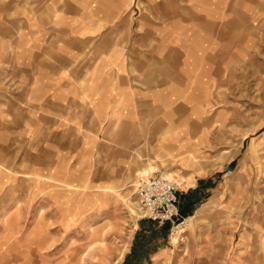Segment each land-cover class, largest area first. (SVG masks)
<instances>
[{"label":"rangeland","instance_id":"1","mask_svg":"<svg viewBox=\"0 0 264 264\" xmlns=\"http://www.w3.org/2000/svg\"><path fill=\"white\" fill-rule=\"evenodd\" d=\"M8 1L0 0V8ZM184 1H176L181 13ZM17 2L11 11L24 7ZM225 3L229 22L219 26L231 30V44L203 60L212 85L205 96L186 99L192 108L177 116L184 128L167 132L174 138L144 131L121 141L113 133L91 135L90 121L81 120L73 138L0 140V264H264V0ZM130 12L139 14L136 2ZM6 55L0 73L14 71ZM0 77V92H11L4 88L16 81L12 74ZM72 142L77 151L67 165L78 164L82 183L41 177L47 188L35 191L33 173L47 176L56 166L47 145L56 150ZM188 176L203 183L194 208L210 204L180 235L170 233L168 223L161 234L141 218L137 187L149 178L177 184ZM178 185L181 204L179 194L190 189ZM65 193L77 197V216H60ZM15 200L19 207L11 210ZM17 210L19 218L6 222L4 213Z\"/></svg>","mask_w":264,"mask_h":264},{"label":"crops","instance_id":"2","mask_svg":"<svg viewBox=\"0 0 264 264\" xmlns=\"http://www.w3.org/2000/svg\"><path fill=\"white\" fill-rule=\"evenodd\" d=\"M15 1L0 8V59L8 53L14 60V71L3 68L0 76L12 74L16 80L4 88L11 92H0V140L73 138L81 120L90 121L91 135L113 133L121 141L122 135L144 131L163 132L165 141L174 138L167 132L184 128L186 122L177 116L192 108L186 99L205 96L212 85L211 68L203 60L216 59L215 50L231 44V30L219 26L229 22L225 0H186L182 13L177 0H20L24 7L11 11ZM135 2L140 9L136 17L130 12ZM160 114L155 124L149 123V117ZM50 144L47 152L56 166L47 176L33 173L32 188L44 191L41 177L80 185L78 164L67 165L76 144L59 143L56 150ZM176 179L180 188L190 189L179 194L182 215L190 217L196 209L190 217L195 221L210 204L194 208L203 183L191 176ZM65 196L59 200L60 216H77V197ZM18 210L4 213L6 222L16 221ZM144 222L161 234L168 232V224ZM186 233L188 239L190 228Z\"/></svg>","mask_w":264,"mask_h":264},{"label":"built area","instance_id":"3","mask_svg":"<svg viewBox=\"0 0 264 264\" xmlns=\"http://www.w3.org/2000/svg\"><path fill=\"white\" fill-rule=\"evenodd\" d=\"M178 186L165 177L149 178L137 187L141 218L152 220L159 227L170 224V233L175 234L186 221L180 209Z\"/></svg>","mask_w":264,"mask_h":264},{"label":"bare ground","instance_id":"4","mask_svg":"<svg viewBox=\"0 0 264 264\" xmlns=\"http://www.w3.org/2000/svg\"><path fill=\"white\" fill-rule=\"evenodd\" d=\"M43 176V175H42ZM168 177V176H167ZM169 178V177H168ZM49 179V178H48ZM175 184H176V182H175ZM179 182L177 183V186L179 187ZM139 204V203H138ZM138 208V207H137ZM189 221H190V219H188V218H186V221L184 222V224L183 225H181L180 226V228L177 230V231H175L174 233L175 234H177V235H180L181 233H183L184 231H185V228L188 226V224H189ZM191 221H192V219H191ZM100 247H101V245H100Z\"/></svg>","mask_w":264,"mask_h":264},{"label":"trees","instance_id":"5","mask_svg":"<svg viewBox=\"0 0 264 264\" xmlns=\"http://www.w3.org/2000/svg\"><path fill=\"white\" fill-rule=\"evenodd\" d=\"M183 211H182V209H181V213H182ZM186 217V216H185Z\"/></svg>","mask_w":264,"mask_h":264}]
</instances>
